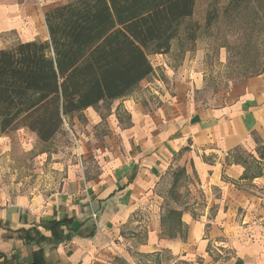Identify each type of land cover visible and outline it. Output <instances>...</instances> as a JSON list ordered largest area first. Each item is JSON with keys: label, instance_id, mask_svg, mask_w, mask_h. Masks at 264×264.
<instances>
[{"label": "crops", "instance_id": "crops-1", "mask_svg": "<svg viewBox=\"0 0 264 264\" xmlns=\"http://www.w3.org/2000/svg\"><path fill=\"white\" fill-rule=\"evenodd\" d=\"M72 1L0 0V51L48 41L46 14ZM153 69L131 95L67 119L80 165L63 191L10 201L0 191V264H32L41 248L14 233L50 238L41 225L64 217L80 232L42 247L50 264H264V199L253 193L264 177L246 178L242 160L264 144V74L206 102ZM176 173L193 199L169 212Z\"/></svg>", "mask_w": 264, "mask_h": 264}, {"label": "trees", "instance_id": "trees-1", "mask_svg": "<svg viewBox=\"0 0 264 264\" xmlns=\"http://www.w3.org/2000/svg\"><path fill=\"white\" fill-rule=\"evenodd\" d=\"M196 3L75 0L46 14L48 41L0 51L2 134L25 130L48 143L65 129L69 117L131 95L154 71L149 55L171 52L180 26L194 16ZM193 32V27L187 31L191 42ZM257 152L264 162V144ZM74 226V218L64 217L41 225L50 238L38 227L18 230L14 236L41 248L32 264H50L42 247L71 240L80 232Z\"/></svg>", "mask_w": 264, "mask_h": 264}, {"label": "rangeland", "instance_id": "rangeland-1", "mask_svg": "<svg viewBox=\"0 0 264 264\" xmlns=\"http://www.w3.org/2000/svg\"><path fill=\"white\" fill-rule=\"evenodd\" d=\"M196 2L195 14L180 26L171 52L162 58L150 54L149 59L156 66L159 80L170 86L182 83L207 102L241 81L264 74V0H239L236 6L231 5L233 0ZM192 27L196 35L193 42L187 33ZM165 71L177 81H171ZM72 129L66 122L65 129L48 143L25 130L3 135L0 129V191L7 200L63 191L70 174L80 165L75 140L79 137ZM242 160L249 180H254L251 176L264 177V162L258 154L254 157L244 153ZM174 180L171 183L167 179L166 183L169 212L174 203H191L193 199L183 175L176 173ZM253 193L264 199V189Z\"/></svg>", "mask_w": 264, "mask_h": 264}, {"label": "built area", "instance_id": "built-area-1", "mask_svg": "<svg viewBox=\"0 0 264 264\" xmlns=\"http://www.w3.org/2000/svg\"><path fill=\"white\" fill-rule=\"evenodd\" d=\"M93 217H94V219H96L97 218V215L94 214Z\"/></svg>", "mask_w": 264, "mask_h": 264}]
</instances>
